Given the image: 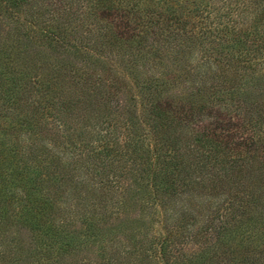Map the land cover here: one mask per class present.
<instances>
[{
    "label": "trees",
    "instance_id": "obj_1",
    "mask_svg": "<svg viewBox=\"0 0 264 264\" xmlns=\"http://www.w3.org/2000/svg\"><path fill=\"white\" fill-rule=\"evenodd\" d=\"M46 1L0 0V264H205L147 234L179 172L159 134L264 161V0H154L156 77L130 65L152 33L131 0H88L103 26L73 38Z\"/></svg>",
    "mask_w": 264,
    "mask_h": 264
},
{
    "label": "rangeland",
    "instance_id": "obj_2",
    "mask_svg": "<svg viewBox=\"0 0 264 264\" xmlns=\"http://www.w3.org/2000/svg\"><path fill=\"white\" fill-rule=\"evenodd\" d=\"M65 1L52 0L59 7H65L62 6ZM69 2H72L69 6L72 21L66 25L68 38L88 35L99 25L103 26L88 12V0ZM116 7L126 9L130 23L147 21L148 32H152L142 45L136 48L133 45L130 49L131 58L134 55L130 65L150 67L154 64L155 77L161 62L170 67L171 62L160 61L158 53L152 56L151 52L155 38L160 36V40L165 34L164 23L156 27L158 4L154 0H131L130 4ZM60 12L58 8L54 14ZM196 56L197 52L191 58ZM196 97L189 99V106L200 103ZM159 135L161 142L157 152L166 160L171 158L169 165L179 172H166L167 177L174 179L173 188L171 191L159 189L156 205L145 211L148 215L145 222L149 221L148 236H168L167 260H192L193 256H198V262L205 264H264V165L259 163L264 162L263 159L253 160L251 155L227 149L198 148L192 143L194 135L190 130L180 135L175 149L168 145L169 140L175 138V130L168 128ZM150 137L155 138L152 133ZM153 261L149 264H156V260Z\"/></svg>",
    "mask_w": 264,
    "mask_h": 264
}]
</instances>
